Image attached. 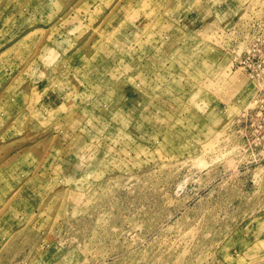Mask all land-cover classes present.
Returning a JSON list of instances; mask_svg holds the SVG:
<instances>
[{
  "label": "rangeland",
  "instance_id": "obj_1",
  "mask_svg": "<svg viewBox=\"0 0 264 264\" xmlns=\"http://www.w3.org/2000/svg\"><path fill=\"white\" fill-rule=\"evenodd\" d=\"M263 69L264 0H0V264H264Z\"/></svg>",
  "mask_w": 264,
  "mask_h": 264
},
{
  "label": "built area",
  "instance_id": "obj_2",
  "mask_svg": "<svg viewBox=\"0 0 264 264\" xmlns=\"http://www.w3.org/2000/svg\"><path fill=\"white\" fill-rule=\"evenodd\" d=\"M251 78H264V69L260 72L249 74ZM248 107L247 121L249 120V131L254 137L253 143L260 150V155H264V89L255 95Z\"/></svg>",
  "mask_w": 264,
  "mask_h": 264
},
{
  "label": "bare ground",
  "instance_id": "obj_3",
  "mask_svg": "<svg viewBox=\"0 0 264 264\" xmlns=\"http://www.w3.org/2000/svg\"><path fill=\"white\" fill-rule=\"evenodd\" d=\"M242 45H243V43H242ZM251 106V103L248 105V107H250Z\"/></svg>",
  "mask_w": 264,
  "mask_h": 264
}]
</instances>
